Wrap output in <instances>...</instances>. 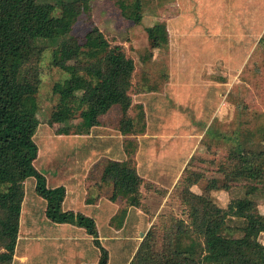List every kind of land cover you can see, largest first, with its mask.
<instances>
[{"label":"rangeland","instance_id":"obj_1","mask_svg":"<svg viewBox=\"0 0 264 264\" xmlns=\"http://www.w3.org/2000/svg\"><path fill=\"white\" fill-rule=\"evenodd\" d=\"M141 1L138 24L123 17L114 0H67L54 13L78 10L74 34L82 37L97 26L111 44L123 45L134 59L127 115L134 117L135 106H143V133L122 135L119 123L124 113L113 105L98 126L81 130L79 120L73 119L70 133L58 134L62 125L49 124L58 98L52 86L68 74L50 65V49L40 63L34 164L50 187L66 186L64 209L94 218L98 239L108 252L107 264H128L151 230L154 248L166 245L168 252L166 221L187 219L188 209L179 197L184 176L195 180L190 189L201 200L192 206L199 213L212 215L215 207L224 208L239 196L240 188L211 189L208 179L220 176L215 173L218 164L230 160L232 136L249 130L257 139L264 134V53L259 47L264 0ZM156 20L166 22L169 41L151 50L148 58L145 28ZM132 138L138 143L133 159L142 179L141 205L128 208L124 225L117 230L109 219L125 201H112V186L102 183L100 176L108 158L125 157L124 142ZM26 186L12 264L96 263L99 252L92 237L74 225L51 223L33 191V180ZM257 209L264 215V200L258 201ZM240 225L239 220L228 221L222 233L238 236ZM174 261L186 264L180 256Z\"/></svg>","mask_w":264,"mask_h":264},{"label":"trees","instance_id":"obj_2","mask_svg":"<svg viewBox=\"0 0 264 264\" xmlns=\"http://www.w3.org/2000/svg\"><path fill=\"white\" fill-rule=\"evenodd\" d=\"M76 1V0H72ZM123 17L140 23L141 0H114ZM67 0H0V264H12L19 231L22 204L27 194L26 182L33 180V191L44 203V215L51 223L71 224L90 235L98 248L96 263L107 264V249L100 243L94 218L66 210L63 185L50 187L46 176L36 168L38 146L34 140L39 121L36 94L40 84V63L46 49L51 50L50 65L68 74L52 86L57 103L49 124H61L58 134L67 135L78 119L77 128L89 130L100 123V117L113 105L124 113L119 123L122 135H136L145 129L144 109L128 117L132 107L130 89L135 68L134 59L121 44H111L102 31L93 26L82 37L74 34L78 10L54 12ZM148 55L169 41L166 22L156 20L145 28ZM264 53V35L259 40ZM145 57V58H146ZM255 131L232 136L229 161L218 164L208 186L216 190L240 188L239 196L228 204L215 207L212 215L194 211L193 201L201 195L190 187L195 180L184 176L179 192L187 207V219L170 217L163 230L170 236L167 253L159 250L151 231L145 234L128 264H176L175 257L186 264H264V215L257 206L264 200V134ZM261 132V130H260ZM138 148L136 139H126L124 158H108L102 167L100 181L112 186L110 199H122L125 206L109 219L119 230L128 208L141 205L140 184L133 159ZM214 173V174H215ZM31 185V182L29 183ZM240 185V186H239ZM239 220L240 235H224L228 221Z\"/></svg>","mask_w":264,"mask_h":264},{"label":"crops","instance_id":"obj_3","mask_svg":"<svg viewBox=\"0 0 264 264\" xmlns=\"http://www.w3.org/2000/svg\"><path fill=\"white\" fill-rule=\"evenodd\" d=\"M60 184H57V185H55V186H59ZM49 186V185H48ZM55 186H53V187H55ZM64 187H66L65 185H63ZM66 194H67V190H66ZM65 197H66V195H65Z\"/></svg>","mask_w":264,"mask_h":264},{"label":"water","instance_id":"obj_4","mask_svg":"<svg viewBox=\"0 0 264 264\" xmlns=\"http://www.w3.org/2000/svg\"><path fill=\"white\" fill-rule=\"evenodd\" d=\"M141 235H143V233H141Z\"/></svg>","mask_w":264,"mask_h":264}]
</instances>
